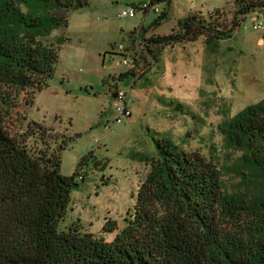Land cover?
Wrapping results in <instances>:
<instances>
[{"label": "trees", "instance_id": "obj_1", "mask_svg": "<svg viewBox=\"0 0 264 264\" xmlns=\"http://www.w3.org/2000/svg\"><path fill=\"white\" fill-rule=\"evenodd\" d=\"M88 2L0 0V264H264V182L253 196L229 194L215 164L169 139L154 140L157 156L147 158L134 213L111 242L75 223L59 229L78 169L94 156L89 152L72 176L62 175L65 139L20 108L33 106L55 72L57 49L43 39ZM159 2L169 0L149 4ZM234 2L236 15L264 14V0ZM218 13L179 19L178 30L145 40L146 52L156 62L165 46L230 38ZM165 17L161 12L153 25ZM140 29L146 31L140 27L138 37ZM227 139L264 180V99L233 118Z\"/></svg>", "mask_w": 264, "mask_h": 264}, {"label": "rangeland", "instance_id": "obj_2", "mask_svg": "<svg viewBox=\"0 0 264 264\" xmlns=\"http://www.w3.org/2000/svg\"><path fill=\"white\" fill-rule=\"evenodd\" d=\"M151 1L89 0L86 7L68 13L66 27L53 29L43 39L55 45L58 63L48 86L36 92L33 106L22 105L20 110L65 139L62 175L72 176L89 152L94 156L78 169V185L59 224L62 231L75 223L82 232L111 242L134 213L138 188L148 172L147 158L157 156L154 140L169 139L179 149L200 153L219 168L229 194L253 196L264 182L250 159H243V152L227 139L233 118L264 99V14L236 15L234 0H169L153 4L159 13L143 15L141 6ZM132 3L139 9L135 16L120 17ZM216 10L230 38L208 45L200 36L195 42L165 46L132 89L130 79L115 82L114 76L117 87L128 92L131 112L115 123L116 102L108 95L113 84L104 82L112 83L113 75L126 70L116 66L117 46L140 51L153 34L178 30L179 19L191 13L207 17ZM163 11L166 17L153 25ZM257 22L262 29H253ZM140 27L147 33L140 29L138 41Z\"/></svg>", "mask_w": 264, "mask_h": 264}, {"label": "built area", "instance_id": "obj_3", "mask_svg": "<svg viewBox=\"0 0 264 264\" xmlns=\"http://www.w3.org/2000/svg\"><path fill=\"white\" fill-rule=\"evenodd\" d=\"M153 5L143 4L141 9L144 10L145 13L149 12L150 10H154L156 13H159L160 10L158 8H152ZM139 10L138 8H130L127 10H123L119 16L122 18H133L136 14V11ZM263 28L262 22H257L253 25L254 30H260ZM136 39L139 41L138 32L136 33ZM116 53L120 56V60L116 61V66L120 67L123 66L126 68L125 73H128L130 77V84L129 89H132V86L137 81V76L141 75L148 66H151L153 60L151 55H149L146 50L145 46L139 50H134L130 48H125L123 45H119L116 48ZM116 97L114 98L116 104L114 106V122L115 123H122L123 120L129 118L131 116V112L127 107V90L121 89L116 87L115 89Z\"/></svg>", "mask_w": 264, "mask_h": 264}, {"label": "crops", "instance_id": "obj_4", "mask_svg": "<svg viewBox=\"0 0 264 264\" xmlns=\"http://www.w3.org/2000/svg\"><path fill=\"white\" fill-rule=\"evenodd\" d=\"M132 4H134V3H132ZM132 4H130V6H131V7H134L135 5L132 6ZM144 14H145V12H143V15H144ZM143 28H144V27H142V29H143ZM144 33L146 34L147 31L143 32V34H144ZM153 35H155V34H153ZM133 39H134V37L131 38V41H132ZM133 41H134V40H133ZM113 53H115L114 55L117 54L116 51L113 52ZM121 73H125V72H120L119 74H121ZM119 74H118V75H113V76L110 78L111 81H112V83H110V82L107 81V80H105V82H104L106 85L113 84L112 87L109 86V88H108V90H109V91H108V95H110L111 97H112V94H113V92H115V89H116V87H117V85H116L115 82H122L124 79L127 80V79H130V77H131V76H128L127 78H124V79H122L121 81H119V80H118V81H117V80L115 81V79H113L114 76H117V77H118ZM113 81H115V82H113ZM113 99H114V98H113Z\"/></svg>", "mask_w": 264, "mask_h": 264}, {"label": "water", "instance_id": "obj_5", "mask_svg": "<svg viewBox=\"0 0 264 264\" xmlns=\"http://www.w3.org/2000/svg\"><path fill=\"white\" fill-rule=\"evenodd\" d=\"M135 4H132V6H134ZM116 97V94L115 93H113L112 94V98H115Z\"/></svg>", "mask_w": 264, "mask_h": 264}, {"label": "flooded vegetation", "instance_id": "obj_6", "mask_svg": "<svg viewBox=\"0 0 264 264\" xmlns=\"http://www.w3.org/2000/svg\"><path fill=\"white\" fill-rule=\"evenodd\" d=\"M113 93H115V92H113Z\"/></svg>", "mask_w": 264, "mask_h": 264}]
</instances>
